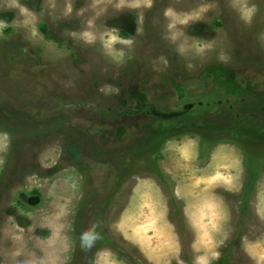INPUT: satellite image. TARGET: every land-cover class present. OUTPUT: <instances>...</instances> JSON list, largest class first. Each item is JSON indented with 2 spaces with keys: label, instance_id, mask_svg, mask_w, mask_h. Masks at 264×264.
Instances as JSON below:
<instances>
[{
  "label": "rangeland",
  "instance_id": "374dc122",
  "mask_svg": "<svg viewBox=\"0 0 264 264\" xmlns=\"http://www.w3.org/2000/svg\"><path fill=\"white\" fill-rule=\"evenodd\" d=\"M0 264H264V0H0Z\"/></svg>",
  "mask_w": 264,
  "mask_h": 264
},
{
  "label": "trees",
  "instance_id": "16d2710c",
  "mask_svg": "<svg viewBox=\"0 0 264 264\" xmlns=\"http://www.w3.org/2000/svg\"><path fill=\"white\" fill-rule=\"evenodd\" d=\"M163 116H164V118H167V119L169 118L170 119V118H173L174 116H180V114L172 115V116H166V115H163Z\"/></svg>",
  "mask_w": 264,
  "mask_h": 264
},
{
  "label": "water",
  "instance_id": "95a60500",
  "mask_svg": "<svg viewBox=\"0 0 264 264\" xmlns=\"http://www.w3.org/2000/svg\"><path fill=\"white\" fill-rule=\"evenodd\" d=\"M155 116H157V117H159V118H160V117H161V114H157V113H156V114H155Z\"/></svg>",
  "mask_w": 264,
  "mask_h": 264
},
{
  "label": "flooded vegetation",
  "instance_id": "af4514ba",
  "mask_svg": "<svg viewBox=\"0 0 264 264\" xmlns=\"http://www.w3.org/2000/svg\"><path fill=\"white\" fill-rule=\"evenodd\" d=\"M161 117L164 118V116H163L162 114H161ZM161 117H160V118H161Z\"/></svg>",
  "mask_w": 264,
  "mask_h": 264
}]
</instances>
